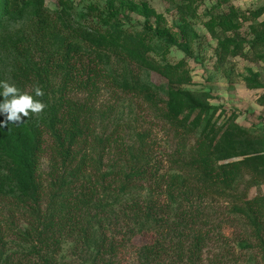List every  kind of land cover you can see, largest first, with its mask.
<instances>
[{
	"label": "trees",
	"instance_id": "1",
	"mask_svg": "<svg viewBox=\"0 0 264 264\" xmlns=\"http://www.w3.org/2000/svg\"><path fill=\"white\" fill-rule=\"evenodd\" d=\"M59 2L50 9L44 0H0L4 81L34 97V86L41 87L44 95L35 98L47 105L17 124V143L0 144V264H121L129 247L135 264H228L238 257L227 227L242 229L239 250L259 249L264 261V195L248 196L264 185V152L243 150L249 130L234 119L216 126L215 113L181 88L191 81L186 61L158 58L169 44L157 38L168 42L170 34H154L149 24L129 29L94 6L76 10L70 0ZM263 13L261 7L215 16L208 26L236 29L239 20ZM252 30L247 44L226 41L220 52L237 56L245 47H264V20ZM189 34L182 29V40ZM128 62L166 78L168 98L136 77ZM106 82L158 108L175 131L180 144L167 170L143 136L121 144L118 129L108 135L99 129L97 121L110 119L96 106ZM257 139L264 145V134ZM112 147L116 156H106ZM48 149L44 179L40 161ZM142 235L151 239L135 245ZM214 244L220 254L206 262Z\"/></svg>",
	"mask_w": 264,
	"mask_h": 264
},
{
	"label": "rangeland",
	"instance_id": "2",
	"mask_svg": "<svg viewBox=\"0 0 264 264\" xmlns=\"http://www.w3.org/2000/svg\"><path fill=\"white\" fill-rule=\"evenodd\" d=\"M70 2L74 4L76 10L94 6L97 10L110 13L116 21L129 29L137 28L141 31L149 24L154 34L158 35V32L170 34L171 40L168 42H165L164 38H157L163 41L160 43L169 44V50L158 58L172 63L181 59L186 61L191 81L181 88L201 100L209 113H215L216 126L234 119L239 125L247 128L251 136H242L243 150L264 152V145L257 139L259 134H264V56L261 57L264 47L252 52L249 51V47H245L237 56H226L220 52V47L226 41H243L247 44L253 38V25L264 20V13L258 20H239L240 24L236 29L217 25L211 29L208 26L215 16L241 15L264 7V0H195L190 3H181L177 0H70ZM44 3L50 9L61 7L59 0H44ZM87 18L94 23L98 20ZM179 25L184 27L180 28ZM184 28L190 31L185 41L182 40ZM186 43L188 50L183 47ZM114 61L118 62L116 58ZM123 64L122 62L119 66ZM127 64L136 77L168 98L166 94L169 84L166 78L142 63ZM1 73L2 70L0 81H4ZM2 91L0 88V92ZM2 101L3 97L0 96V102ZM96 103L97 108L105 111L106 116L110 117L109 120L106 119L107 121L96 122L102 133L108 135L118 129L115 135L121 140V144H133L137 140V134L143 136L152 156H157V160L161 161V168L167 170L168 158L176 156L174 152L180 143L175 131L163 121L158 108L141 98L123 94L108 82L103 84ZM4 121L5 116L0 114V123ZM21 136L17 124L9 123L6 127H0L2 145L4 142L8 146L13 145ZM194 140L195 138L187 140V144H192ZM116 154L117 151L112 147L106 156ZM50 156L48 149L44 151L40 161V172L44 179L49 169ZM258 194L264 195V185L253 186L248 191L250 198ZM223 205L221 203L220 207ZM2 220L4 221V200L0 201V221ZM14 221L24 224L23 220L18 218ZM241 230L240 227L226 229L227 236L232 240L233 251L238 257L237 261L228 264H264L259 249L250 253L238 249L235 238ZM149 239L150 235H142L135 237L133 242L139 246ZM218 252L217 244L209 247L204 255L205 261L216 258L220 254ZM120 260L121 264H135L133 248L129 247L122 253Z\"/></svg>",
	"mask_w": 264,
	"mask_h": 264
},
{
	"label": "clouds",
	"instance_id": "3",
	"mask_svg": "<svg viewBox=\"0 0 264 264\" xmlns=\"http://www.w3.org/2000/svg\"><path fill=\"white\" fill-rule=\"evenodd\" d=\"M0 96L3 101L0 102V114L5 116V121L0 123V127H6L9 123L22 124L23 118L29 117L30 113L39 115L47 107L45 103L35 97H42L44 92L41 87L34 86L35 97L27 91L21 92L14 84L8 81H0Z\"/></svg>",
	"mask_w": 264,
	"mask_h": 264
}]
</instances>
